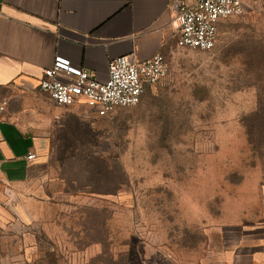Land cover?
I'll use <instances>...</instances> for the list:
<instances>
[{"label": "rangeland", "instance_id": "obj_1", "mask_svg": "<svg viewBox=\"0 0 264 264\" xmlns=\"http://www.w3.org/2000/svg\"><path fill=\"white\" fill-rule=\"evenodd\" d=\"M168 61L139 105L55 147L48 183H0V264H264V0Z\"/></svg>", "mask_w": 264, "mask_h": 264}, {"label": "crops", "instance_id": "obj_2", "mask_svg": "<svg viewBox=\"0 0 264 264\" xmlns=\"http://www.w3.org/2000/svg\"><path fill=\"white\" fill-rule=\"evenodd\" d=\"M172 2L0 0V97L7 101L0 118V183L7 194L48 183V162L68 160L56 159L55 147L77 145L80 133L103 119L86 105H57L39 89L43 71L62 58L105 82L110 62L120 57L145 62L162 54L168 60L179 48ZM4 235L8 242L13 233ZM13 251L6 244L4 257L13 258ZM256 262L253 256L250 264Z\"/></svg>", "mask_w": 264, "mask_h": 264}, {"label": "built area", "instance_id": "obj_3", "mask_svg": "<svg viewBox=\"0 0 264 264\" xmlns=\"http://www.w3.org/2000/svg\"><path fill=\"white\" fill-rule=\"evenodd\" d=\"M248 0H173L171 9L177 21L176 41L182 49L211 51L219 37L220 24L244 13ZM170 71L162 54L145 62L120 57L110 62L108 79L97 80L85 69L74 68L57 58L43 71L39 89L59 106L86 105L101 118L140 104L143 95L157 86ZM7 101L0 97V118ZM33 160L35 155H28Z\"/></svg>", "mask_w": 264, "mask_h": 264}, {"label": "trees", "instance_id": "obj_4", "mask_svg": "<svg viewBox=\"0 0 264 264\" xmlns=\"http://www.w3.org/2000/svg\"><path fill=\"white\" fill-rule=\"evenodd\" d=\"M263 112L264 110L262 109V108H260V112ZM256 120H257V118H256ZM249 132H248V134H249V136H250V138L252 139L253 138V133L256 131V132H258L259 131V137H258V139H260V141H261V138L264 136V126H257V127H254V129H253V127H249ZM256 136V135H255ZM253 144V143H252Z\"/></svg>", "mask_w": 264, "mask_h": 264}]
</instances>
